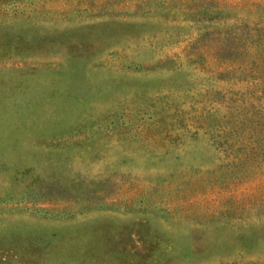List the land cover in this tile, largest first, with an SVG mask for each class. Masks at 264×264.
<instances>
[{
    "label": "rangeland",
    "instance_id": "1",
    "mask_svg": "<svg viewBox=\"0 0 264 264\" xmlns=\"http://www.w3.org/2000/svg\"><path fill=\"white\" fill-rule=\"evenodd\" d=\"M0 264H264V0H0Z\"/></svg>",
    "mask_w": 264,
    "mask_h": 264
}]
</instances>
